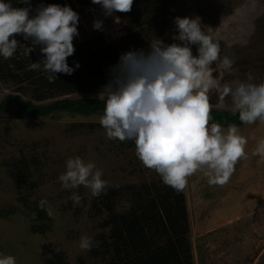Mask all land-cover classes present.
Wrapping results in <instances>:
<instances>
[{"label":"rangeland","instance_id":"1","mask_svg":"<svg viewBox=\"0 0 264 264\" xmlns=\"http://www.w3.org/2000/svg\"><path fill=\"white\" fill-rule=\"evenodd\" d=\"M184 3L182 17L199 16L205 33L220 44L221 58H235L232 69L227 71L221 67V60L213 63L212 76L220 87L211 89L209 96L212 110L236 113L230 98L220 99V88L225 83L245 81L249 73L251 82H264V0ZM75 6L80 23L74 45L108 44L125 35L120 21L116 29L104 26V31L93 30V20L99 19L102 12L100 6ZM103 23H107V18ZM166 32L175 34L173 21ZM22 87L24 91L30 88L0 82V100ZM22 97L32 102L29 97ZM71 97L104 98L91 93ZM100 118L57 114L23 121L0 113V254L14 256L17 264H44L42 251L49 246L50 250L59 248L67 264H96L90 251L81 250L79 243L82 236L91 237L94 242L107 233L100 228L106 213L91 212V203L98 196H93L90 189L62 187L59 176L66 171V161L71 157L80 156L102 170V179L107 181L103 192L162 180L155 170L142 164L135 148L122 153L111 149ZM239 128L249 139L247 159L236 164L229 182L224 186L209 185L208 178L198 171L188 178L183 190L194 264H264V160L252 155L258 141L264 139V122ZM24 163L30 165L33 180H38L34 192H29L21 177ZM73 191L82 197V203L75 207L69 199ZM41 200H47L46 207L52 210L51 216L47 214L52 221L51 230L44 235L32 232V211L39 208ZM127 208L126 202L117 203L118 212Z\"/></svg>","mask_w":264,"mask_h":264},{"label":"clouds","instance_id":"2","mask_svg":"<svg viewBox=\"0 0 264 264\" xmlns=\"http://www.w3.org/2000/svg\"><path fill=\"white\" fill-rule=\"evenodd\" d=\"M100 5L105 18L114 13H129L134 0H91ZM25 7H14L0 0V56L13 57L18 48L28 55L39 48L43 59L31 63L30 71L48 73L49 83L57 74L73 75L80 67L68 64L75 53L74 39L79 36L80 16L69 5L40 3L33 8L31 0H21ZM119 23V18H116ZM174 41L166 44L157 38L147 51L132 49L120 54L117 64L109 69L110 79L99 96L106 97L100 124L110 140L135 142L137 158L155 170L162 182L177 192L188 185V178L202 171L209 185L224 186L233 176L236 164L247 159L249 139L241 134L235 123L223 127L212 121L209 92L220 87L212 76V65L221 60L224 70L235 64L233 56L221 58L220 44L206 34L199 16L175 17ZM93 30L104 31L103 20H93ZM22 36L30 45L20 44ZM196 46V54H193ZM245 81L225 83L220 99L230 98L241 123L264 122V82ZM264 160V139L258 141L253 153ZM103 172L91 161L80 156L66 161V171L59 176L64 189H90L99 196L107 187ZM73 206L82 197L73 191L69 197ZM47 200L39 207L52 215ZM92 238L82 236L79 247L90 251ZM57 252L60 249H56ZM0 264H17L12 255L0 254Z\"/></svg>","mask_w":264,"mask_h":264},{"label":"trees","instance_id":"3","mask_svg":"<svg viewBox=\"0 0 264 264\" xmlns=\"http://www.w3.org/2000/svg\"><path fill=\"white\" fill-rule=\"evenodd\" d=\"M74 1L31 0V3L33 8L40 3L69 5L76 12L75 3L80 6H100L93 5L91 0ZM5 2L12 3L14 7H25L21 0ZM185 6L184 0H134L131 12L116 13L125 35L108 44L94 42L74 45L75 53L67 62L70 66L79 63L80 67L71 76L57 74L54 83H49L48 73L42 69L29 70L31 63L44 58L38 47L29 56L24 54L23 48H18L9 59L0 56V82L30 87L25 91L22 87L20 91L22 96L32 101L27 102L17 90L16 94H9L0 100V113L23 121H36L57 114L101 117L106 97L71 96L86 93L99 95L110 79L109 69L117 64L120 54L130 48L147 51L149 43L156 37L166 44L173 43L166 31L175 17L183 18ZM187 16L191 17L189 14ZM15 38L20 44L30 45V41H25L22 36ZM193 54H196V46H193ZM211 116V122H218L225 128L232 123L239 127L245 125L240 122L238 113L212 110ZM108 146L116 153H122L134 149L135 142L109 139ZM20 173L23 182L29 186V192H34L38 180H33L35 176L30 165L22 164ZM120 201L126 202L128 208L118 212L117 203ZM91 205V212L95 215L106 213L100 228L107 233L95 239L94 244L98 246L90 250V256L96 264H194L188 238L190 230L184 191L177 192L162 180H152L137 187L108 189L95 197ZM32 212L35 213L32 232L44 235L50 231L52 221L48 219L47 212L40 207ZM42 256L44 264H67L62 252L50 250L49 246L43 248Z\"/></svg>","mask_w":264,"mask_h":264},{"label":"bare ground","instance_id":"4","mask_svg":"<svg viewBox=\"0 0 264 264\" xmlns=\"http://www.w3.org/2000/svg\"><path fill=\"white\" fill-rule=\"evenodd\" d=\"M99 15H100L99 16L100 20L106 19L103 15V12H101V14ZM115 21H116V16L113 14L112 16L107 17V23L104 26L109 27L110 29H116L118 28V24Z\"/></svg>","mask_w":264,"mask_h":264}]
</instances>
